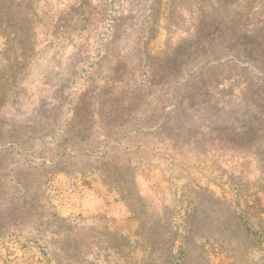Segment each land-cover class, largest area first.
Instances as JSON below:
<instances>
[{
  "label": "rangeland",
  "instance_id": "obj_1",
  "mask_svg": "<svg viewBox=\"0 0 264 264\" xmlns=\"http://www.w3.org/2000/svg\"><path fill=\"white\" fill-rule=\"evenodd\" d=\"M0 264H264V0H0Z\"/></svg>",
  "mask_w": 264,
  "mask_h": 264
}]
</instances>
